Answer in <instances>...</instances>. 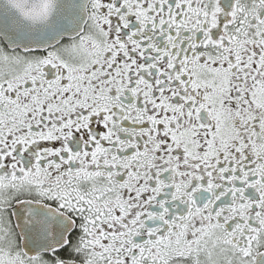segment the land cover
I'll list each match as a JSON object with an SVG mask.
<instances>
[{"label": "snow or ice", "instance_id": "obj_1", "mask_svg": "<svg viewBox=\"0 0 264 264\" xmlns=\"http://www.w3.org/2000/svg\"><path fill=\"white\" fill-rule=\"evenodd\" d=\"M0 264H264V0H0Z\"/></svg>", "mask_w": 264, "mask_h": 264}]
</instances>
